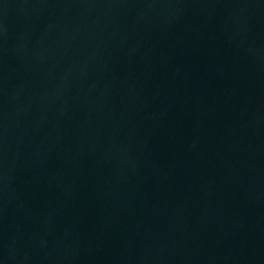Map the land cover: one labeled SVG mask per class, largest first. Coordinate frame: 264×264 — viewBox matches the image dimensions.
<instances>
[{
  "label": "water",
  "instance_id": "obj_1",
  "mask_svg": "<svg viewBox=\"0 0 264 264\" xmlns=\"http://www.w3.org/2000/svg\"><path fill=\"white\" fill-rule=\"evenodd\" d=\"M0 264H264V0H0Z\"/></svg>",
  "mask_w": 264,
  "mask_h": 264
}]
</instances>
